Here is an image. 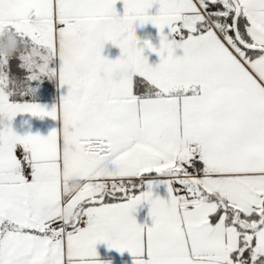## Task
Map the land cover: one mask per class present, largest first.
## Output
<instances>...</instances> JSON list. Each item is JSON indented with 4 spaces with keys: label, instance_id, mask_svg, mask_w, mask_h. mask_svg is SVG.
Returning <instances> with one entry per match:
<instances>
[{
    "label": "snow or ice",
    "instance_id": "1",
    "mask_svg": "<svg viewBox=\"0 0 264 264\" xmlns=\"http://www.w3.org/2000/svg\"><path fill=\"white\" fill-rule=\"evenodd\" d=\"M118 3L0 0V264H264V0Z\"/></svg>",
    "mask_w": 264,
    "mask_h": 264
},
{
    "label": "crops",
    "instance_id": "2",
    "mask_svg": "<svg viewBox=\"0 0 264 264\" xmlns=\"http://www.w3.org/2000/svg\"><path fill=\"white\" fill-rule=\"evenodd\" d=\"M118 11L122 13L123 3L117 5ZM137 38L143 43L144 41H150L154 46L159 47V34L158 30L151 25H146L143 28L138 27L136 30ZM121 49L118 45H113L111 42L105 45L102 55L107 58L115 59L121 54ZM145 55L148 56L149 62L152 64L158 63L159 58L154 54L146 50ZM42 104L51 106L53 97L41 98ZM54 127L55 122L49 118L43 120L35 117H31L28 114L17 116L12 122V128L18 135L25 134H40L46 136ZM78 187L77 184L73 183L70 187V191H74ZM157 195L162 198L166 196V190L161 187L156 192ZM138 223L151 225L152 220L149 216V205L145 204L140 206L134 213ZM97 251L101 264H133V257L127 252L123 255L118 253L116 250H109L106 245L98 244Z\"/></svg>",
    "mask_w": 264,
    "mask_h": 264
},
{
    "label": "clouds",
    "instance_id": "3",
    "mask_svg": "<svg viewBox=\"0 0 264 264\" xmlns=\"http://www.w3.org/2000/svg\"><path fill=\"white\" fill-rule=\"evenodd\" d=\"M11 46H12L11 41H9V47H11Z\"/></svg>",
    "mask_w": 264,
    "mask_h": 264
}]
</instances>
